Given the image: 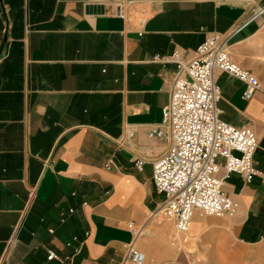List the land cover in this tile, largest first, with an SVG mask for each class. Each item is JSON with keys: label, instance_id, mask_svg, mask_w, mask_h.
I'll return each mask as SVG.
<instances>
[{"label": "crops", "instance_id": "1", "mask_svg": "<svg viewBox=\"0 0 264 264\" xmlns=\"http://www.w3.org/2000/svg\"><path fill=\"white\" fill-rule=\"evenodd\" d=\"M261 7L264 0H0V264H62L48 260L49 249L74 264H122L131 242L144 264H264ZM210 33L231 34L233 60L261 82L246 99L243 81L215 73L221 119L255 132L256 174L226 179L234 214L196 211L178 232L173 220L149 217L164 199L153 162L170 141L148 132L163 120L177 72L153 57L179 50L188 61ZM73 236L79 241L67 245Z\"/></svg>", "mask_w": 264, "mask_h": 264}, {"label": "built area", "instance_id": "2", "mask_svg": "<svg viewBox=\"0 0 264 264\" xmlns=\"http://www.w3.org/2000/svg\"><path fill=\"white\" fill-rule=\"evenodd\" d=\"M263 10L261 7L254 14ZM230 38L231 34H207L195 56L188 61L180 58L179 50L153 57L156 61L175 62L177 72L169 101L163 107V120L151 126L148 132L150 138L170 141L168 151L153 162V181L164 199L149 217L173 220L178 232L188 230L196 211L205 215L234 214L237 204L224 192L226 179L233 172L241 174L245 180L256 174L254 154L258 141L255 132L250 126L238 127L224 121L217 107L221 88L215 79L216 71L243 81L246 99H251L261 88L259 78L233 60ZM142 164V160L135 162L139 169ZM68 211L71 213L74 209ZM133 232L138 236L143 229L133 228ZM77 241L79 237L73 236L67 245ZM47 258L74 264L73 255L61 257L52 249L48 250ZM145 259V253L131 242L122 264H144Z\"/></svg>", "mask_w": 264, "mask_h": 264}, {"label": "rangeland", "instance_id": "3", "mask_svg": "<svg viewBox=\"0 0 264 264\" xmlns=\"http://www.w3.org/2000/svg\"><path fill=\"white\" fill-rule=\"evenodd\" d=\"M161 218V217H160ZM162 219V218H161Z\"/></svg>", "mask_w": 264, "mask_h": 264}]
</instances>
